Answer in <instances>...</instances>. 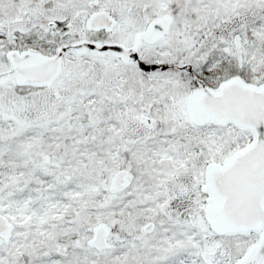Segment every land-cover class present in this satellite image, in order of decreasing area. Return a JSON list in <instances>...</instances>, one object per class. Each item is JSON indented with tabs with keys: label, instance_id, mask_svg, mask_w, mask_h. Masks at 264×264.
I'll use <instances>...</instances> for the list:
<instances>
[{
	"label": "snow or ice",
	"instance_id": "snow-or-ice-1",
	"mask_svg": "<svg viewBox=\"0 0 264 264\" xmlns=\"http://www.w3.org/2000/svg\"><path fill=\"white\" fill-rule=\"evenodd\" d=\"M0 264H264V0H0Z\"/></svg>",
	"mask_w": 264,
	"mask_h": 264
}]
</instances>
